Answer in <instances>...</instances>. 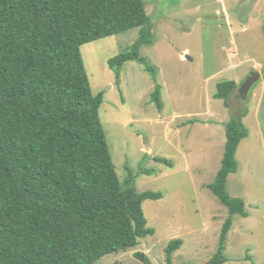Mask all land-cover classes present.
<instances>
[{
  "label": "trees",
  "instance_id": "obj_1",
  "mask_svg": "<svg viewBox=\"0 0 264 264\" xmlns=\"http://www.w3.org/2000/svg\"><path fill=\"white\" fill-rule=\"evenodd\" d=\"M139 37L107 60L144 64L155 86L149 98L163 108L157 68L140 55L154 43L145 0H0V264H93L152 235L142 210L161 191L138 192L112 161L99 118L104 91L93 94L81 46L132 28ZM233 80L216 85L226 102ZM248 136L236 117L225 124L221 165L208 188L227 208L216 251L204 264H223L234 215L245 202L227 191L238 169L236 151ZM156 162L173 166L165 157ZM182 245L170 241L166 261ZM143 264H152L136 252Z\"/></svg>",
  "mask_w": 264,
  "mask_h": 264
},
{
  "label": "rangeland",
  "instance_id": "obj_2",
  "mask_svg": "<svg viewBox=\"0 0 264 264\" xmlns=\"http://www.w3.org/2000/svg\"><path fill=\"white\" fill-rule=\"evenodd\" d=\"M145 3L154 43L142 46L140 55L157 68L160 112L150 101L155 83L144 64L107 66L137 40L140 28L89 42L80 52L92 93L104 91L99 118L119 178L131 173L138 192L164 196L142 202L152 235L93 264H143L136 252L152 264H167L166 247L175 239L182 245L171 264H204L214 254L228 210L208 184L220 168L232 117L248 136L237 147L238 169L226 186L244 200L248 217L234 215L223 264H264V0ZM253 70L261 77L243 99L238 86ZM222 80L237 84L226 102L214 97Z\"/></svg>",
  "mask_w": 264,
  "mask_h": 264
},
{
  "label": "water",
  "instance_id": "obj_3",
  "mask_svg": "<svg viewBox=\"0 0 264 264\" xmlns=\"http://www.w3.org/2000/svg\"><path fill=\"white\" fill-rule=\"evenodd\" d=\"M187 57V56H186ZM188 58V57H187ZM260 72L253 70L251 71L246 78L244 79V81L241 82V84L238 86V94L245 99L251 89V87L254 85V83H256L257 81H259L260 79ZM148 150V148H146Z\"/></svg>",
  "mask_w": 264,
  "mask_h": 264
}]
</instances>
